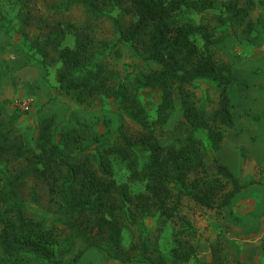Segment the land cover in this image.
<instances>
[{
  "label": "trees",
  "instance_id": "16d2710c",
  "mask_svg": "<svg viewBox=\"0 0 264 264\" xmlns=\"http://www.w3.org/2000/svg\"><path fill=\"white\" fill-rule=\"evenodd\" d=\"M76 5L84 6L95 19L111 17L117 33V43L129 45L138 57L157 64L150 71H135L122 76L103 62L105 50L95 49V41L84 28L72 22L57 32H51L47 46L65 38L66 29L76 34L75 47L60 49L64 68L60 73L61 88L93 96L105 93L119 103L121 113L135 121H145L163 128L175 110L176 97H180L185 120L181 122L186 135L178 145H164L153 131L130 134L120 124L118 140L113 144L98 143L91 148L77 129L63 130L61 143L53 142L46 124L40 150L25 149L21 137L12 132L20 113L0 105V160L3 157H25L31 168L16 175L9 173L0 163V248L7 260H13L14 251L31 248L52 258L60 242L62 230L32 217L27 204L17 189L25 174H32L45 182L50 194L60 200L57 215L69 236L64 239L65 253L71 249V240L80 239L82 248L74 257L78 261L91 248H98L111 258L126 262L133 259L124 251V231L139 222L138 217L159 214L174 220L179 228L174 231L172 264H187L198 256L197 245L191 237L197 235L193 222L181 215L183 198L189 196L197 204L214 209L229 205L250 183L241 178L223 162L207 161V147L198 136L207 130L214 144L223 138L218 125L233 127L235 118L230 87L235 82L233 65L219 61L213 47L224 42L226 34L217 35L212 20L197 22L192 14L212 5L211 0H64L55 5L57 12L69 11ZM123 10H106L105 7ZM247 14L246 9H240ZM121 14L135 17L125 24ZM241 15V12H239ZM243 15V16H244ZM221 24L227 18L215 19ZM61 38V40H60ZM203 46V49L201 47ZM120 53V49L117 51ZM212 80L219 91V104L209 116L197 104L192 88L198 79ZM159 88L161 101L156 118L148 119L146 109L139 103L137 91ZM10 113V118H7ZM112 155L126 162L130 180H143L145 190L132 193L127 183L118 182ZM194 176L190 179V174ZM141 251L137 260L146 264H166L163 257L154 259L150 254L148 235L141 236ZM137 247L132 244V248Z\"/></svg>",
  "mask_w": 264,
  "mask_h": 264
},
{
  "label": "rangeland",
  "instance_id": "374dc122",
  "mask_svg": "<svg viewBox=\"0 0 264 264\" xmlns=\"http://www.w3.org/2000/svg\"><path fill=\"white\" fill-rule=\"evenodd\" d=\"M64 0H0V105L20 113L13 134L21 137L25 149L40 150L45 126L53 142L61 143L63 130L77 129L84 144L95 147L98 143L113 144L118 140L120 124L133 135L153 131L164 145H178L184 133L183 104L176 97L175 110L163 128L145 121H135L121 113L119 103L105 93L93 96L67 93L61 88L60 73L64 61L60 49L76 46V34L66 29L60 44L47 46L49 34L72 22L86 29L95 41V49L103 51L107 42L111 49L104 52L103 62L122 76L135 71L156 69V63L144 60L127 44L117 43V33L111 17L95 19L82 5L69 11L57 12L55 5ZM212 5L192 14L197 22L212 20L220 32L226 34L223 43L213 47L219 61L233 65L235 82L230 87L235 125H218L223 138L214 144L207 130L197 132L207 147V161L226 163L242 182L250 185L223 208L210 209L197 204L189 196L183 198L181 215L191 220L197 235L191 240L197 245L198 256L187 264H264V0H211ZM106 10H123L105 7ZM246 9L247 14L243 12ZM241 12V15H239ZM114 14L120 12L113 11ZM125 24L135 17L120 13ZM222 15L221 24L215 16ZM244 15V16H243ZM61 26L63 27H60ZM202 49L203 46L201 45ZM120 49V53L117 51ZM197 104L211 116L219 104V91L212 80L198 79L192 88ZM139 103L146 109L150 122L156 118L161 101L159 88L137 91ZM7 118H10L8 113ZM115 177L127 183L132 193L145 190L143 180L131 181L125 161L112 155ZM4 168L16 175L31 168L25 158L6 156L0 160ZM194 176L190 174V179ZM17 189L27 204L28 213L47 225L60 227V242L54 257L48 258L31 248L18 247L9 262L0 248V264H146L136 259L141 251V236L150 238V254L154 259L170 261L174 246L176 221L158 213L138 217L139 222L124 231L125 254L131 261L111 258L98 248H91L78 260L75 255L85 247L80 239L71 240V249L65 253L64 239L70 231L58 220L60 200L50 194L48 185L32 174H25ZM3 224L0 223V232ZM132 244L137 247L132 248Z\"/></svg>",
  "mask_w": 264,
  "mask_h": 264
}]
</instances>
